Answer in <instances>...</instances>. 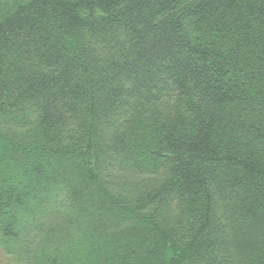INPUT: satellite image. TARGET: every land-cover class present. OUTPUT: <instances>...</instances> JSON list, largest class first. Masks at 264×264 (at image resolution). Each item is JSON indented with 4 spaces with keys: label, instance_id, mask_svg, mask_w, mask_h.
<instances>
[{
    "label": "trees",
    "instance_id": "1",
    "mask_svg": "<svg viewBox=\"0 0 264 264\" xmlns=\"http://www.w3.org/2000/svg\"><path fill=\"white\" fill-rule=\"evenodd\" d=\"M0 264H264V0H0Z\"/></svg>",
    "mask_w": 264,
    "mask_h": 264
}]
</instances>
